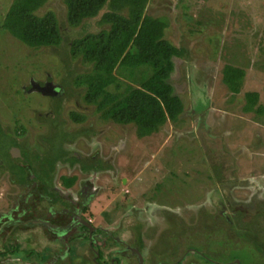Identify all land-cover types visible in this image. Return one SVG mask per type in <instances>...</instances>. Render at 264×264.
Listing matches in <instances>:
<instances>
[{
	"label": "rangeland",
	"instance_id": "374dc122",
	"mask_svg": "<svg viewBox=\"0 0 264 264\" xmlns=\"http://www.w3.org/2000/svg\"><path fill=\"white\" fill-rule=\"evenodd\" d=\"M13 2L0 0V160L10 164L11 147L19 146L11 137L25 135L19 147L36 179L48 188L56 181L63 191L73 186L76 197L90 176L66 166L94 158L93 168L103 170L84 218L140 249L143 264L184 257L182 264H210L203 256L217 264H264V0H151L146 13L166 19V39L185 52L174 59L170 79L185 111L145 138L135 125L104 121L83 102L77 79L92 66L69 58L68 43L86 30L77 34L67 27L63 0H49L39 14L54 12L66 40L58 49L38 50L1 29ZM93 23L87 30L102 29ZM228 64L246 72L240 94L223 83ZM148 74L117 71L135 86ZM47 82L61 86L62 94L31 91ZM247 93H258L260 112H246ZM74 113L86 120L74 122ZM62 161L66 165L59 168ZM8 166L18 180V170ZM5 176L0 205L9 192ZM17 242L32 255L20 254V263L54 264L53 256L65 251L43 230ZM116 249L121 246L112 245ZM127 255L121 264H141ZM93 258L88 241H74L55 264H94Z\"/></svg>",
	"mask_w": 264,
	"mask_h": 264
},
{
	"label": "trees",
	"instance_id": "16d2710c",
	"mask_svg": "<svg viewBox=\"0 0 264 264\" xmlns=\"http://www.w3.org/2000/svg\"><path fill=\"white\" fill-rule=\"evenodd\" d=\"M48 2L14 0L1 29L30 48L58 49L66 40L61 21L52 11L39 14ZM150 2L63 0L67 27L77 34L86 30L68 43L69 58H81L85 65L92 66L77 79V87L84 90L83 102L94 105L104 121L135 125L139 138L158 133L169 121L178 122L185 111L182 99L170 83L175 71L174 59L183 58L185 52L166 39L169 28L166 19L146 13ZM93 22L102 29L87 30ZM120 69L146 70L150 74L135 86L125 84L119 78L117 71ZM245 77V70L233 65L228 64L223 70V83L234 95L241 93ZM111 87L115 90L111 91ZM245 98L246 112H254L259 105L258 93H247ZM256 111L260 112L259 108ZM71 116L76 123L86 120L85 116L81 118L76 113ZM63 241L60 239L59 242ZM185 259L174 264H182Z\"/></svg>",
	"mask_w": 264,
	"mask_h": 264
},
{
	"label": "flooded vegetation",
	"instance_id": "af4514ba",
	"mask_svg": "<svg viewBox=\"0 0 264 264\" xmlns=\"http://www.w3.org/2000/svg\"><path fill=\"white\" fill-rule=\"evenodd\" d=\"M51 84L52 82H47L45 87L36 85L34 88L31 87V91L40 92L50 97L60 96L62 87ZM11 141L15 145H23L26 142L25 135L21 136L18 134L16 141L12 137ZM19 146L11 147V163L8 164L12 167L15 166L14 168L18 170V172H15L19 175L18 180L13 174L14 171H7L9 166L3 160H0V167L6 168L5 172H0V178L3 179L7 175L8 181L4 182H7L9 186V192L2 197L0 208L3 210V208L10 205V207L5 209L6 211L0 212V241L2 245L0 264H28L27 262L24 263V261L20 263L22 259H18V257L21 256L20 254H27L28 257L32 255L30 252L28 254L26 251H22L17 241L23 236L32 238L36 230L45 231L52 243L60 244L65 248L61 257L53 256L55 257L53 259L54 264L64 258L65 253L70 250L71 243L74 241L89 242V250L93 253L94 264H121L122 259H126L129 253L134 254L138 263L140 262L136 252L139 251L141 253L140 249L135 251L128 243L120 240L106 229L94 227L84 218V212H86L91 198L99 191L94 185L100 171L103 170L102 168H93L95 166L93 164L94 158L87 163L88 161H83L79 157L76 158L78 159V164L66 166L69 172L74 171L75 166H79L83 174L90 176L89 183L88 181H81V191L74 197L73 191H71L73 186L64 188L61 185L62 188L66 189V191H63L60 187H57L56 181L53 182L51 188H48L42 181L37 180L31 168L25 163L26 159H24L23 151L20 148L21 146ZM19 161L21 163L17 164ZM83 164L88 167L86 171L82 168ZM65 165L64 161H62V163H59V168ZM56 176L55 174V180ZM72 178H76L77 184V176ZM87 224L92 226L93 231L87 227ZM67 237L71 239H66ZM60 239L65 242H59ZM108 239H111L112 242L108 243ZM112 245L121 246V249L112 250ZM107 252L108 254L106 255ZM41 258V260L46 259L44 256H41Z\"/></svg>",
	"mask_w": 264,
	"mask_h": 264
},
{
	"label": "water",
	"instance_id": "95a60500",
	"mask_svg": "<svg viewBox=\"0 0 264 264\" xmlns=\"http://www.w3.org/2000/svg\"><path fill=\"white\" fill-rule=\"evenodd\" d=\"M87 227H88L89 229H91V231H93L91 225H88V224H87ZM135 251H136V250H135ZM136 252H137V255H138V258H139L140 263L143 264V263H144V259H143L142 254H141L139 251H136Z\"/></svg>",
	"mask_w": 264,
	"mask_h": 264
}]
</instances>
